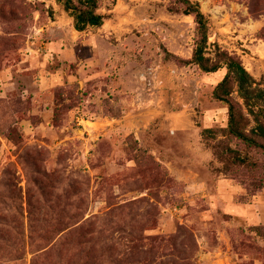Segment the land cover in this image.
Wrapping results in <instances>:
<instances>
[{
	"label": "rangeland",
	"instance_id": "rangeland-1",
	"mask_svg": "<svg viewBox=\"0 0 264 264\" xmlns=\"http://www.w3.org/2000/svg\"><path fill=\"white\" fill-rule=\"evenodd\" d=\"M189 1L205 57L264 86V0ZM64 3L0 0V264H264V149L228 133L194 17L96 0L77 31Z\"/></svg>",
	"mask_w": 264,
	"mask_h": 264
},
{
	"label": "trees",
	"instance_id": "trees-1",
	"mask_svg": "<svg viewBox=\"0 0 264 264\" xmlns=\"http://www.w3.org/2000/svg\"><path fill=\"white\" fill-rule=\"evenodd\" d=\"M184 7V15H192L198 27L200 35L193 62L206 73H216L221 69L226 74L214 90V98L228 106V133L233 137L257 147H262L251 138L257 136L264 139V86L257 82L250 73L243 67L240 60L224 51H215L213 58L205 57L207 44V27L204 15L200 12L199 6L189 0H178ZM77 6L72 5V0H65L64 7L71 10L75 19V29L83 31L86 26L100 27L103 18L94 14L96 0H77ZM236 93L242 100V105L232 101V94ZM245 109V111H243ZM250 128V136L245 133L247 126Z\"/></svg>",
	"mask_w": 264,
	"mask_h": 264
},
{
	"label": "crops",
	"instance_id": "crops-1",
	"mask_svg": "<svg viewBox=\"0 0 264 264\" xmlns=\"http://www.w3.org/2000/svg\"><path fill=\"white\" fill-rule=\"evenodd\" d=\"M86 27H87V26H86ZM86 27H85V28H86ZM220 71H221V70H220ZM218 72H219V71H218Z\"/></svg>",
	"mask_w": 264,
	"mask_h": 264
}]
</instances>
